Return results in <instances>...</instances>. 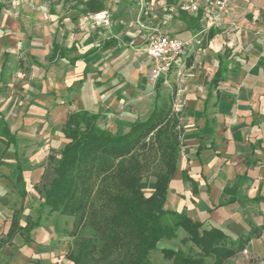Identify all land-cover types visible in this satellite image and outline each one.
<instances>
[{
  "label": "crops",
  "instance_id": "obj_1",
  "mask_svg": "<svg viewBox=\"0 0 264 264\" xmlns=\"http://www.w3.org/2000/svg\"><path fill=\"white\" fill-rule=\"evenodd\" d=\"M14 1L15 5L6 6L0 15V96L5 90L2 83L5 82L9 57L17 54L24 56L32 72L41 75L25 85L27 105L33 107L28 124L38 119L34 114L42 120L43 115L48 113L52 123L60 125V131L69 113L82 110L101 113L99 124L113 130L110 128L111 121L125 113L122 112V105L127 103L128 97L124 90L138 88L151 75L152 60L145 54L144 47L153 28L166 27L172 35L182 40L199 36L203 49L200 47L196 61L202 54H212L211 61L215 67L205 83L198 80L188 87L190 94L186 93V97L188 102L195 103L193 121L198 122L200 129L197 137L193 132H188L191 153L187 158H180L179 169L170 185L166 209L183 212L194 221L203 222L205 228H220L234 238L251 230L249 222L257 227L264 225V222L259 225L254 223L253 219L257 218L253 217L254 203L248 199L260 196L251 194L250 184L253 180L257 181L255 171L259 164H262L260 168L264 171V51L254 52V57H259V61L250 56L247 64L236 61L232 66L231 61L237 53H241V57L249 55V52L235 48L239 40L242 41L241 38L248 34L234 35L233 39L226 41L237 16L245 9L246 0L234 2L228 12L215 19L206 15L205 8L198 14L181 10L182 0ZM89 1L102 3L105 7L96 12L92 9L96 3L88 8ZM55 45L59 48L55 51V58L50 60ZM192 47L184 51L178 64L163 78L159 92L171 73L182 74L186 64H191L195 52ZM34 58L38 61V58L43 59L48 66L37 65ZM249 63L253 66L249 67ZM131 65L133 69L128 78L129 83L125 84L126 66ZM222 68H225L224 76L215 83L214 79ZM50 70L51 80L45 79ZM17 73L22 74L21 71ZM249 73H256L254 75L257 76L250 81L247 76ZM40 78L43 80L40 81ZM154 83L157 104L161 92L157 99ZM251 84H254V89ZM234 87L240 91L237 102L231 103L228 96ZM6 94L10 96L11 92L7 91ZM176 94L175 90L172 99ZM217 109L226 113V116L221 119L222 115L215 113ZM211 110H215L214 113ZM0 117V123L2 119L9 123L1 110ZM108 120L104 126L102 122ZM42 123L48 125L46 130L51 129V121L43 120ZM9 125L16 132L17 145L8 146L7 142V154L15 158V163L0 159V167L15 172L16 181L18 153L27 185L34 183L37 176L41 175L42 168L27 165L20 158L18 141L24 135L17 131L19 128L13 129L12 124ZM225 125H229L228 130ZM182 127L184 134L185 128ZM48 131L45 136L49 134ZM31 136L26 134L24 137ZM224 138L232 140L224 141ZM187 175L197 182V192L193 191ZM153 187L154 183L149 192H153ZM17 195L20 197L18 191ZM259 204L263 205L264 202ZM13 213L14 210L9 216L6 237L0 239V264H56L61 263V258H66V255L59 258V250L51 244V237L55 234L53 224L41 222L32 231L30 242H26L25 235L21 233L7 242ZM220 219L233 223L229 230L218 224ZM25 223L23 218L22 225ZM263 236L264 230L261 237L253 238L245 250L251 246L250 253L258 252L264 258V244H260ZM155 252H152V258ZM241 255L245 256L243 251L234 259Z\"/></svg>",
  "mask_w": 264,
  "mask_h": 264
},
{
  "label": "trees",
  "instance_id": "obj_2",
  "mask_svg": "<svg viewBox=\"0 0 264 264\" xmlns=\"http://www.w3.org/2000/svg\"><path fill=\"white\" fill-rule=\"evenodd\" d=\"M94 3L92 9L96 12L105 7L89 1L88 8ZM5 7L0 0V15ZM58 48L54 46L50 60ZM224 73L225 68L218 71L215 83ZM162 84L163 79L156 82L157 99ZM101 118V113L87 110L69 113L62 128L67 142L60 151L55 175L45 188L36 218L27 216L24 226V200L29 192L16 153V185L22 202L14 209L7 242L19 233L30 242L45 209L48 214L73 219L71 234L79 238L76 248H70L66 255L69 264H152L151 254L160 242L176 240L179 232L185 234L181 244L188 249L163 248L165 260L172 264H232L231 259L253 238L261 237L264 225L257 227L249 222L248 233L231 238L220 228H205L203 222L183 212L166 209L170 185L179 169L184 131L172 102L156 104L146 119H135L125 133L103 128ZM0 137L7 140L8 146L17 145L16 132L5 119L0 123ZM148 176L155 178L150 195L143 188ZM187 180L197 192V182L189 175ZM248 199L264 202L262 195ZM165 217H171L172 223H165ZM88 226L94 236H80Z\"/></svg>",
  "mask_w": 264,
  "mask_h": 264
},
{
  "label": "rangeland",
  "instance_id": "obj_3",
  "mask_svg": "<svg viewBox=\"0 0 264 264\" xmlns=\"http://www.w3.org/2000/svg\"><path fill=\"white\" fill-rule=\"evenodd\" d=\"M6 2V6L15 5L14 0H2ZM244 5V10L240 15L237 16V20L235 21L232 29L228 32L231 35L227 38L226 41L233 39L232 37L235 35L236 37L240 34H248L247 37H243L242 41L239 40L238 46L235 48L241 51H246L248 56H240V54H236L235 58L231 61V65L234 66L235 62H239L247 64L250 62V56L252 59L258 60L259 57H254V52L264 51V0H246ZM179 25V24H178ZM227 35V34H225ZM251 36V37H249ZM194 40V44L192 49L194 58L191 61L190 65H196V67L191 68V66L186 64L184 72L182 74L171 73L168 77L167 81L162 86L160 92L161 97L158 100L157 104L162 105L165 102H172L175 112L180 118L181 125L185 128V133L182 135L183 148L180 153V158H187L188 154L191 153V145L188 142V132H193V135L197 137L199 134L200 125L198 122L193 121V117L195 116V108L194 101L188 102V98L186 97V93L190 94V84H193L194 81L200 80L201 83H205L207 77L212 72L215 64L211 61V56L208 55H200V58L196 61L197 56L199 55L198 51L201 47L199 42V36L192 37ZM203 49V47H201ZM224 50V49H222ZM33 59L37 65L39 66H48V63H45L43 59L38 58ZM260 60V59H259ZM258 60V61H259ZM147 62V61H146ZM259 63V62H258ZM28 59L24 58L20 54L10 56L8 59L7 66L5 72V82L2 83V87L5 89L4 92L0 96V110L3 115L9 119V123L12 124L13 129L19 128L17 130L20 132V135L31 134L32 136L29 138H25L24 136L19 138L18 141V149L20 158L27 163V165H33L35 167L42 168L40 171L41 175L37 176L36 182L29 183L27 185L29 190V195L24 201V212L23 218L29 216L32 219L36 218L37 211L40 208V205L43 201V193L47 185L52 181L55 172L54 168L59 160L60 151L64 147L67 139L64 138L62 131L59 130L60 125L53 124L51 120L50 114L46 113L43 115V119H39L38 115L34 114L38 119L34 121L33 124H28V116L33 114V107L31 105H27V93L26 86L29 81L33 78L41 77L39 74H34L32 69L29 66ZM249 67H252L253 64L249 63ZM125 84L129 83V77L131 75V67L126 66ZM246 70V68H245ZM21 71L22 74L17 72ZM256 73H249L247 76L249 80L254 79L257 75ZM264 76V75H263ZM52 71L46 76L45 79L51 80ZM43 79L40 78V81ZM250 80V81H251ZM190 82V83H189ZM6 85V86H4ZM154 80L151 75H148V79H146L145 83L139 86L138 88H134V90H124L125 96L127 98V103L122 105V113L119 118H114L111 121L110 128L114 131L119 132H127L134 122L135 119H146L155 107V99L156 92L154 90ZM249 86V85H248ZM251 87L254 89V84H251ZM128 87H125L127 89ZM184 88L186 90L182 91ZM248 88V87H247ZM177 91L174 99H172L173 92ZM205 90V88H204ZM7 91L11 92V95H7ZM133 91V94H132ZM203 91V90H202ZM236 91V93H235ZM239 88L234 87V89L229 91L228 100L229 102H237V98L239 96ZM204 92V91H203ZM192 93V91H191ZM6 98H8L6 100ZM215 110H211V113H214ZM226 112V110H224ZM215 113L221 114V119L223 116H226L220 109L216 110ZM257 118H259L257 116ZM1 119V117H0ZM13 119V123L11 122ZM43 120L46 122L51 121V129L48 131L46 128L48 125L46 123H42ZM108 121L102 122L104 126L108 124ZM224 124H226L227 119L224 120ZM40 124H43L41 129ZM226 130L229 129V125H225ZM37 128H39L37 131ZM49 132L48 135H56V137L52 138L48 135L45 136L46 132ZM232 139L224 138V141H231ZM12 148V147H11ZM7 141L4 138L0 137V159L2 161L10 160L15 163V158L11 157V155L7 154ZM43 151V154L41 152ZM13 152V148H12ZM41 154V155H40ZM8 155V156H7ZM2 157V158H1ZM10 157V158H9ZM32 157V158H31ZM253 159H255L253 157ZM262 165V164H261ZM259 164L258 169L255 171L257 174L255 175L256 182L253 180L250 184L251 194L252 195H264V171L260 168ZM254 178V179H255ZM155 181V178L152 176H148L143 180V188L147 195H149V188H152V185ZM33 182V181H32ZM17 187L15 181V172L9 171V169H5L0 167V239H5L6 233L9 227V216L14 209L19 208L21 204V198L17 195ZM255 214L253 217L257 216L254 220V223L261 224L264 222V204L254 203ZM165 223H172L173 219L171 217H165L163 219ZM43 224L46 225H55V234L51 237V244L58 249V257L61 255H67L70 248H76V241L79 237L72 236V222L73 219L63 217L58 213L48 214V209H45V213L41 220ZM218 224L224 227V229L229 230L232 226V222H224L222 219L217 221ZM71 226V228H70ZM95 232L91 227H85L81 230L80 236H94ZM185 236L182 232H179V236L176 240H163L158 245V250L155 252L153 256L154 264H172L171 261L165 260L161 250L163 248H183L184 250L188 249V246L181 244V239ZM264 237V236H263ZM231 238L234 236L231 235ZM264 244V238L261 239L260 244ZM251 246L248 250H243L245 256H239L236 259H231L232 264L242 263L245 264H264V258L258 252L250 253ZM67 252V253H66ZM56 258V257H55ZM209 261V259H208ZM59 262V261H58ZM60 262L62 264H69V261L66 258H61Z\"/></svg>",
  "mask_w": 264,
  "mask_h": 264
},
{
  "label": "built area",
  "instance_id": "obj_4",
  "mask_svg": "<svg viewBox=\"0 0 264 264\" xmlns=\"http://www.w3.org/2000/svg\"><path fill=\"white\" fill-rule=\"evenodd\" d=\"M240 0H182L181 10L198 14L206 9L208 17L218 18ZM194 44L193 39L182 40L172 35L166 27H155L149 33L144 52L152 60L151 77L157 82L169 75L178 64L184 51Z\"/></svg>",
  "mask_w": 264,
  "mask_h": 264
}]
</instances>
